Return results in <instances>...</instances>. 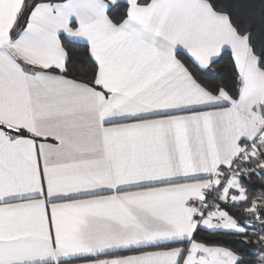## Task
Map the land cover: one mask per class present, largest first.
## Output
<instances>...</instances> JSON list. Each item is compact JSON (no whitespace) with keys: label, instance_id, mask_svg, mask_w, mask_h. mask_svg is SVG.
Listing matches in <instances>:
<instances>
[{"label":"snow or ice","instance_id":"obj_1","mask_svg":"<svg viewBox=\"0 0 264 264\" xmlns=\"http://www.w3.org/2000/svg\"><path fill=\"white\" fill-rule=\"evenodd\" d=\"M0 264H264V0H0Z\"/></svg>","mask_w":264,"mask_h":264}]
</instances>
